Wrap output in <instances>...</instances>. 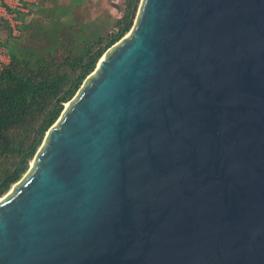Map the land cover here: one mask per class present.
I'll list each match as a JSON object with an SVG mask.
<instances>
[{"label": "water", "instance_id": "95a60500", "mask_svg": "<svg viewBox=\"0 0 264 264\" xmlns=\"http://www.w3.org/2000/svg\"><path fill=\"white\" fill-rule=\"evenodd\" d=\"M0 199V264H264V0H142Z\"/></svg>", "mask_w": 264, "mask_h": 264}, {"label": "trees", "instance_id": "16d2710c", "mask_svg": "<svg viewBox=\"0 0 264 264\" xmlns=\"http://www.w3.org/2000/svg\"><path fill=\"white\" fill-rule=\"evenodd\" d=\"M140 1L124 0L123 16L111 32L83 39L75 56L73 48L58 56L21 44L9 48L10 61L0 70V198L28 172L47 132L102 56L130 32Z\"/></svg>", "mask_w": 264, "mask_h": 264}, {"label": "rangeland", "instance_id": "374dc122", "mask_svg": "<svg viewBox=\"0 0 264 264\" xmlns=\"http://www.w3.org/2000/svg\"><path fill=\"white\" fill-rule=\"evenodd\" d=\"M117 1L65 0L62 7L55 5L49 12L45 11L44 13H47L44 15L45 21H38L31 32L14 39L8 46L21 44L26 48L34 49L41 55H48L49 51L53 50L57 56L65 54L67 48H73L72 54L75 56L83 46V39L107 36L111 32L124 12V1L116 5ZM48 15L55 16L52 20H48L46 18Z\"/></svg>", "mask_w": 264, "mask_h": 264}, {"label": "crops", "instance_id": "0c3cea01", "mask_svg": "<svg viewBox=\"0 0 264 264\" xmlns=\"http://www.w3.org/2000/svg\"><path fill=\"white\" fill-rule=\"evenodd\" d=\"M94 2H97L98 0H93ZM124 0H118L117 4H120ZM17 0H6V3H12L16 4ZM104 2V0H102ZM5 3V4H6ZM24 5V9H15V15L16 19L19 22V29L24 32L22 35L25 36L29 32H31L32 28L36 25L38 21H45L44 15L47 13H44L45 11L51 10L52 6H58L62 7L65 4V0H23L22 1ZM55 15H48L46 18L48 20H52ZM53 17V18H52ZM0 38L1 42L0 44H4V47L9 50V43L13 41L14 38L11 34V30L8 25L1 24L0 25Z\"/></svg>", "mask_w": 264, "mask_h": 264}, {"label": "built area", "instance_id": "2783aa9c", "mask_svg": "<svg viewBox=\"0 0 264 264\" xmlns=\"http://www.w3.org/2000/svg\"><path fill=\"white\" fill-rule=\"evenodd\" d=\"M23 0H17L16 4L6 3V0H0V25L5 24L8 25L11 34L14 37H18L21 35V30L19 29V22L16 19L15 9H24V5L22 3ZM6 3V4H5ZM1 42V38H0ZM10 61V56L8 54L7 49L4 46H0V70L3 68L5 64Z\"/></svg>", "mask_w": 264, "mask_h": 264}, {"label": "bare ground", "instance_id": "6f19581e", "mask_svg": "<svg viewBox=\"0 0 264 264\" xmlns=\"http://www.w3.org/2000/svg\"><path fill=\"white\" fill-rule=\"evenodd\" d=\"M68 104V103H67ZM1 200V199H0Z\"/></svg>", "mask_w": 264, "mask_h": 264}]
</instances>
